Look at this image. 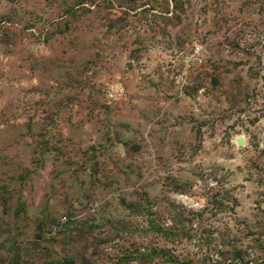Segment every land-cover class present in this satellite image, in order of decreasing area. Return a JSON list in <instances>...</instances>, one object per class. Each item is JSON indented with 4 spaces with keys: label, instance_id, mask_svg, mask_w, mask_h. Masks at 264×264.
I'll return each mask as SVG.
<instances>
[{
    "label": "rangeland",
    "instance_id": "rangeland-1",
    "mask_svg": "<svg viewBox=\"0 0 264 264\" xmlns=\"http://www.w3.org/2000/svg\"><path fill=\"white\" fill-rule=\"evenodd\" d=\"M0 264H264V0H0Z\"/></svg>",
    "mask_w": 264,
    "mask_h": 264
},
{
    "label": "water",
    "instance_id": "water-1",
    "mask_svg": "<svg viewBox=\"0 0 264 264\" xmlns=\"http://www.w3.org/2000/svg\"><path fill=\"white\" fill-rule=\"evenodd\" d=\"M244 138L243 137H240L239 139H237V143L239 144V145H244Z\"/></svg>",
    "mask_w": 264,
    "mask_h": 264
},
{
    "label": "trees",
    "instance_id": "trees-1",
    "mask_svg": "<svg viewBox=\"0 0 264 264\" xmlns=\"http://www.w3.org/2000/svg\"><path fill=\"white\" fill-rule=\"evenodd\" d=\"M177 218V217H176ZM177 225H180V223L178 222ZM174 232L173 231H169L168 234L172 235Z\"/></svg>",
    "mask_w": 264,
    "mask_h": 264
}]
</instances>
